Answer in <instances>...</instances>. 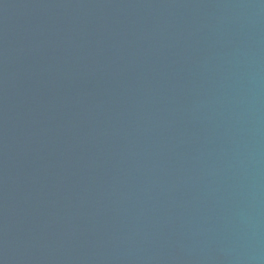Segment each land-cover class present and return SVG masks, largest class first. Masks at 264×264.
Returning <instances> with one entry per match:
<instances>
[{
	"label": "water",
	"instance_id": "water-1",
	"mask_svg": "<svg viewBox=\"0 0 264 264\" xmlns=\"http://www.w3.org/2000/svg\"><path fill=\"white\" fill-rule=\"evenodd\" d=\"M0 264H264V0H0Z\"/></svg>",
	"mask_w": 264,
	"mask_h": 264
}]
</instances>
